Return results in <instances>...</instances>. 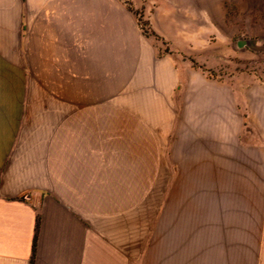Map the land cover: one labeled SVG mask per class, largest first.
<instances>
[{
    "label": "crops",
    "instance_id": "0c3cea01",
    "mask_svg": "<svg viewBox=\"0 0 264 264\" xmlns=\"http://www.w3.org/2000/svg\"><path fill=\"white\" fill-rule=\"evenodd\" d=\"M214 57L119 0H0V264H264V75Z\"/></svg>",
    "mask_w": 264,
    "mask_h": 264
},
{
    "label": "rangeland",
    "instance_id": "374dc122",
    "mask_svg": "<svg viewBox=\"0 0 264 264\" xmlns=\"http://www.w3.org/2000/svg\"><path fill=\"white\" fill-rule=\"evenodd\" d=\"M119 1L159 59L169 56L176 66L201 68L198 56H215L213 77L236 71L264 75V0Z\"/></svg>",
    "mask_w": 264,
    "mask_h": 264
},
{
    "label": "water",
    "instance_id": "95a60500",
    "mask_svg": "<svg viewBox=\"0 0 264 264\" xmlns=\"http://www.w3.org/2000/svg\"><path fill=\"white\" fill-rule=\"evenodd\" d=\"M239 43H240V44H242V43H243V41H240Z\"/></svg>",
    "mask_w": 264,
    "mask_h": 264
}]
</instances>
